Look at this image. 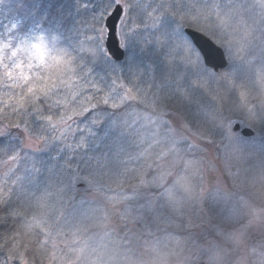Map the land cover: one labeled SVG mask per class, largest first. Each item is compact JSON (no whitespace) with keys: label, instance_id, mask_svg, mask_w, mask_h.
Instances as JSON below:
<instances>
[{"label":"trees","instance_id":"16d2710c","mask_svg":"<svg viewBox=\"0 0 264 264\" xmlns=\"http://www.w3.org/2000/svg\"><path fill=\"white\" fill-rule=\"evenodd\" d=\"M114 3L0 0V22L51 52L18 81L0 76V264H236L264 212V0H126L118 63L103 48ZM186 28L223 50L222 72ZM171 115L198 146L173 136ZM212 166L230 194L201 193Z\"/></svg>","mask_w":264,"mask_h":264},{"label":"rangeland","instance_id":"374dc122","mask_svg":"<svg viewBox=\"0 0 264 264\" xmlns=\"http://www.w3.org/2000/svg\"><path fill=\"white\" fill-rule=\"evenodd\" d=\"M116 4H121L124 8V15L119 26V34L125 31V26H127L128 20V7L126 5V0H114ZM0 76L1 79L6 81H15L23 78L29 73V71H38V69H43L51 58V52L47 50L46 45L38 37L37 42L33 41L30 37L22 35L17 29L16 25H7V23L0 22ZM17 29V30H16ZM104 40V32H103ZM125 46V43H124ZM168 124L171 129L173 136L179 141H189L191 144L198 146L199 137L194 135V133L187 128L186 124L176 115H171L168 119ZM64 135V134H63ZM239 137V134H234L232 132V137ZM64 137V136H63ZM20 141L25 150L36 151L40 145V142L33 139L28 133L22 131L20 132ZM215 166V165H214ZM210 167L205 169L203 173L204 187L201 191L202 194H217V196L230 194V189L228 184V177L222 175L220 169L216 167ZM173 167V166H172ZM169 174L164 178L167 180ZM177 181V180H176ZM179 182L174 183L177 186ZM172 187V186H171ZM178 187V186H177ZM177 193V191H174ZM173 192V193H174ZM180 193V192H178ZM80 196L86 199H95L91 192H80ZM178 196V195H177ZM163 197V196H162ZM147 205L149 209L153 210L155 198H150ZM168 199V198H166ZM254 216V221H248L245 224V228L240 232L239 241L242 245V252L237 260L236 264H264V212L257 211ZM188 217H194L190 214ZM194 220L207 225L210 219H206L200 213ZM118 215L110 218L109 223L113 227H118L122 225L120 223ZM193 221V218H192ZM198 227V226H197ZM246 236V237H245ZM208 242V241H207ZM156 246V244H155ZM154 246V248H155ZM208 249V248H207ZM208 260L201 258L197 259V264H210Z\"/></svg>","mask_w":264,"mask_h":264},{"label":"water","instance_id":"95a60500","mask_svg":"<svg viewBox=\"0 0 264 264\" xmlns=\"http://www.w3.org/2000/svg\"><path fill=\"white\" fill-rule=\"evenodd\" d=\"M118 6L119 11H117ZM123 13V7L119 4L115 5L110 14L106 16L104 20L105 35L103 48H105L109 58L116 63L123 61V56L125 55L123 48L120 47L121 45L118 38V25L122 19ZM109 17H111V20H109ZM108 24H115L114 32H112L110 28L106 26ZM183 32L189 38V41H191L190 43H192L194 48L200 54L203 61L202 63L206 68L211 69V71L216 73L224 70L227 67V60L225 58L224 52H222L223 50L211 42L209 38L189 28L184 29ZM233 131H239L243 137H252L254 135L252 130L248 128L241 129L238 124L233 126Z\"/></svg>","mask_w":264,"mask_h":264},{"label":"snow or ice","instance_id":"6c2138e0","mask_svg":"<svg viewBox=\"0 0 264 264\" xmlns=\"http://www.w3.org/2000/svg\"><path fill=\"white\" fill-rule=\"evenodd\" d=\"M117 11H119V6H118V8H117ZM114 14H115V13H114ZM109 20H111V17H109ZM106 26L109 27L110 30H111L112 32L115 31V24H108V25H106Z\"/></svg>","mask_w":264,"mask_h":264}]
</instances>
